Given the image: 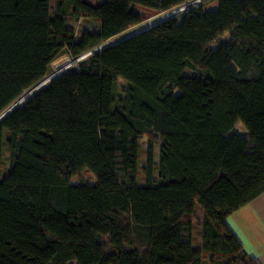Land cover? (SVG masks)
<instances>
[{
	"label": "trees",
	"instance_id": "trees-1",
	"mask_svg": "<svg viewBox=\"0 0 264 264\" xmlns=\"http://www.w3.org/2000/svg\"><path fill=\"white\" fill-rule=\"evenodd\" d=\"M195 1L0 0V118L62 53ZM216 1L77 62L0 121V264H258L228 219L264 194V0ZM86 170L96 183H73Z\"/></svg>",
	"mask_w": 264,
	"mask_h": 264
},
{
	"label": "crops",
	"instance_id": "crops-1",
	"mask_svg": "<svg viewBox=\"0 0 264 264\" xmlns=\"http://www.w3.org/2000/svg\"><path fill=\"white\" fill-rule=\"evenodd\" d=\"M228 224L250 256L258 264H264V194L231 215ZM201 231L199 227L194 235L198 248L202 244Z\"/></svg>",
	"mask_w": 264,
	"mask_h": 264
},
{
	"label": "rangeland",
	"instance_id": "rangeland-1",
	"mask_svg": "<svg viewBox=\"0 0 264 264\" xmlns=\"http://www.w3.org/2000/svg\"><path fill=\"white\" fill-rule=\"evenodd\" d=\"M192 5H203L205 4V9L207 11H212V10H216L217 6H218V2L216 0H196L195 2L191 3ZM190 5V4H189ZM189 5H185L183 7L178 8L177 10H175L176 12H184L187 8H189ZM174 11V12H175ZM173 13V12H172ZM82 22V26H87L91 28V30L93 29V27H95V23L91 22L88 25V21L87 20H83ZM93 26V27H92ZM98 32V31H97ZM84 60L83 57L81 59L78 60H73L67 53H62L61 55H59L56 59V61L50 66V68L47 70L48 76L46 78V80L50 79L51 77H53L54 75H56L59 72H65L69 69H71L77 62ZM45 80V81H46ZM48 84V83H47ZM237 134L240 135H247L248 131L246 130L245 126L242 123H238V125L235 127L234 131ZM157 145H156V162L158 161V148H159V137L157 136ZM148 138L145 137L142 140V155H141V168L139 170V177H138V181L142 184H145V171L144 168L146 167V144H147ZM82 181L85 182H89V183H96V179L94 178L93 174L86 170L84 172H82L79 177H75L73 179V183L78 184ZM197 214L199 219H202L201 217V213L203 212L202 209L200 208V206H197ZM203 214V213H202ZM198 219V221H199ZM199 239V238H198Z\"/></svg>",
	"mask_w": 264,
	"mask_h": 264
},
{
	"label": "water",
	"instance_id": "water-1",
	"mask_svg": "<svg viewBox=\"0 0 264 264\" xmlns=\"http://www.w3.org/2000/svg\"><path fill=\"white\" fill-rule=\"evenodd\" d=\"M189 6L192 7V6H194V5L190 4ZM179 13H180V12H176V11H175V12H173V13L167 14V15H165L164 17H161L160 19H158V20H156V21H154V22H152V23H150V24H148V25H146V26H143V27H141V28H139V29H136V30H134V31H132V32H130V33H127V34H125V35H123V36H121V37H119V38H117V39H115V40H113V41H111V42H109V43H107V44L101 46L100 48L94 50L93 52L87 54L86 56L83 57V59H85V58L89 57L90 55H93V54H95V53H97V52H99V51H101V50H104L105 48H107V47H109V46H111V45H113V44H115V43H117V42H119V41H121V40H123V39H125V38H127V37H129V36H131V35H133V34H135V33H137V32H139V31H141V30H143V29H145V28H147V27H149V26H152V25H154V24H156V23H158V22H160V21H163V20H165V19L172 18V17L176 16V15L179 14ZM62 73H63V72H59V73H57L56 75H54L53 77H51L50 79H48V80L42 82L40 85H38L35 89H33L31 92H29V93H28V94H27V95H26L21 101H19L16 105H14V106H13V107H12L7 113H5V114L0 118V121H1L4 117H6L11 111H13L15 108H17L18 106H20V105L22 104V102H24L29 96H31V95H33L34 93H36L38 90H40L41 88H43L44 86H46L47 83L51 82L53 79H55L57 76H59V75L62 74Z\"/></svg>",
	"mask_w": 264,
	"mask_h": 264
}]
</instances>
